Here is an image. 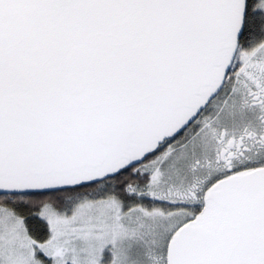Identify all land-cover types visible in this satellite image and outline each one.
<instances>
[{
	"label": "snow or ice",
	"instance_id": "obj_1",
	"mask_svg": "<svg viewBox=\"0 0 264 264\" xmlns=\"http://www.w3.org/2000/svg\"><path fill=\"white\" fill-rule=\"evenodd\" d=\"M0 264H264V0H0Z\"/></svg>",
	"mask_w": 264,
	"mask_h": 264
}]
</instances>
